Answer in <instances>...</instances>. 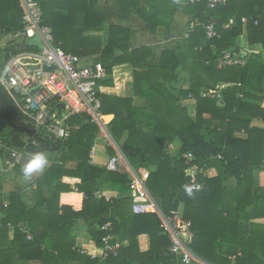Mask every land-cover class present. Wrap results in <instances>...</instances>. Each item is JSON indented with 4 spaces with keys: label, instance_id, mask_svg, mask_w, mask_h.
Returning <instances> with one entry per match:
<instances>
[{
    "label": "trees",
    "instance_id": "1",
    "mask_svg": "<svg viewBox=\"0 0 264 264\" xmlns=\"http://www.w3.org/2000/svg\"><path fill=\"white\" fill-rule=\"evenodd\" d=\"M36 1L42 24L57 45L103 64L106 76L97 81L102 123L129 164L149 170L146 185L161 210L168 214L181 207L191 221V248L203 261L196 264H264V222H253L264 219V196L254 195L256 175L264 171V127L251 126L254 119L264 122V0H226L212 9L203 0H157L147 6L119 0L112 7L119 21L135 15L153 35L170 33L179 9L189 15L190 34L162 47L156 57L147 45L132 47L133 30L107 19L98 0ZM22 15L20 0H0V31L10 37L0 50L2 68L11 55L33 49L27 37L17 35ZM229 19L234 23L224 27ZM210 22L217 35L207 38ZM242 34L249 47L259 45L261 50H245L244 66L217 68L224 50H243ZM127 81L131 94L125 96ZM103 86L114 92H103ZM209 91L219 96H202ZM189 99L194 100V114L185 103ZM90 119L87 112L73 114L67 118V138L47 144L37 133L31 139L39 146L27 143L22 148L29 156L45 145H58L60 156L34 180L33 204H25L18 191L4 202L0 188V264H178L168 251L159 214L132 212L130 173L88 162L101 130V124ZM10 123L32 127L0 86V133L13 144L22 133ZM170 148L178 150L172 161ZM106 151L117 152L112 146ZM187 152L201 169L200 188L191 196L184 191L190 184L183 157ZM210 167L216 176L204 175ZM97 191L110 199L97 197ZM106 222L111 223L109 231L102 229ZM81 232L83 240L77 244ZM107 234L113 236L111 243H120L116 255L91 258L77 251H102ZM141 235L147 238L146 249L139 243Z\"/></svg>",
    "mask_w": 264,
    "mask_h": 264
},
{
    "label": "built area",
    "instance_id": "2",
    "mask_svg": "<svg viewBox=\"0 0 264 264\" xmlns=\"http://www.w3.org/2000/svg\"><path fill=\"white\" fill-rule=\"evenodd\" d=\"M23 8V28L17 33L25 36L34 45L32 50L23 51L11 55L5 62L0 72V86L4 87L9 97L32 124L35 134L40 133L47 139L46 143H56L59 139L70 135V126L67 118L73 114L87 112L91 115L90 121L99 122L101 126V103L97 96L100 90L98 80L106 76V71L101 62H89L86 58L64 51L55 43L54 36L48 26L42 24V9L36 0H20ZM198 0H190L194 2ZM208 8H214L218 4H224L226 0H203ZM246 17L241 18L245 23ZM197 22V20H196ZM234 23L233 19L224 25L229 27ZM193 27H189V32ZM207 38L217 35L213 22L205 27ZM245 55L240 51L224 50L216 60V67L221 69L231 65L244 66ZM43 65L54 66L53 71L42 70ZM202 96H219V92H202ZM105 127V126H104ZM106 128V127H105ZM108 132V131H107ZM108 134V135H106ZM105 147H114L116 154L107 157L103 166L110 171L127 170L130 173L129 188L133 195L131 210L134 214L157 212L160 216V228L169 240L168 251L175 255L178 264H192L199 258L192 251L191 245L194 234L192 223L183 215L182 208L171 210L165 214L155 199L148 191L146 180L149 170L139 168L135 170L127 161L118 144L110 133H103ZM32 137L26 136L17 139L38 147L39 143ZM13 144L0 139V152L8 154L7 166L22 169L27 161L25 152L18 150ZM96 152L94 146L91 149L88 162L95 163ZM188 165L190 184L198 185V174L201 169L193 162V154H183ZM76 190V187H73ZM97 197L103 196L110 199L108 194L95 192ZM9 228L13 226L8 224ZM31 239V234L25 225L19 227ZM103 230H111V223L106 222ZM113 236L107 234L102 237L104 248L102 251H92L76 247L81 254H88L91 258H106L108 253L117 254L119 242L111 243Z\"/></svg>",
    "mask_w": 264,
    "mask_h": 264
},
{
    "label": "crops",
    "instance_id": "3",
    "mask_svg": "<svg viewBox=\"0 0 264 264\" xmlns=\"http://www.w3.org/2000/svg\"><path fill=\"white\" fill-rule=\"evenodd\" d=\"M141 6H147L148 3H157V0H137ZM178 4L181 2V0H175ZM159 3V2H158ZM119 4V0H98V5L100 11L103 10L105 13V17L109 19L112 22H119L120 24L129 27L131 30H133L131 42L130 45L132 47L135 46H141V45H147L151 47L153 54L155 57L158 55L159 51L162 47L168 45L173 46L175 43L181 41L183 38H186L189 33V15L184 13L181 9L176 11L173 15V22L171 25V31L168 34H163L158 32L159 34L153 35L149 29L146 28V24L139 20L137 16L135 15H129V18H131L130 21H119V13L117 9H113L112 7ZM10 40V37L6 36L0 31V50L3 48H6L8 46V42ZM240 46L243 48V50L246 51H252L254 53H257L261 50V47L259 45L255 46H248L246 37L244 34L241 35L240 39ZM247 53V52H246ZM2 68V62L0 60V72ZM129 83L125 82L124 84V95L128 96L129 92ZM103 89H112V92H114L112 87L103 86ZM103 92H105L103 90ZM110 93V92H108ZM187 104L191 105L189 110L191 113L194 114V100L189 99L186 101ZM251 126H258V127H264V122L260 120H252ZM7 131V130H6ZM5 131V132H6ZM169 154L172 156L169 152ZM3 153L0 152V156H2ZM99 156H96V159H99ZM106 161V160H105ZM104 162H96L94 164L103 166ZM42 174L37 173L34 174L32 181L30 183L25 182L23 179L22 174L16 170V169H5L4 165L3 168L0 169V188L2 190V194L4 197V202H7V196L11 194L13 191H18L20 194V197L23 202L27 205H31L34 203L35 196L32 194V189L35 187L34 180L40 177ZM204 175L208 177H214L217 175V170L213 167L208 168ZM233 182V181H232ZM105 190V189H104ZM106 191V190H105ZM254 195L258 196H264V171H259L256 175V183L254 186ZM2 218V215L0 214V219ZM253 222H264V219L259 220H253ZM13 233L10 231L9 236L12 238ZM83 232L79 234V237L77 238V244H80V242L83 240ZM139 243L141 245L142 249L147 248V238L144 235H141L139 237ZM199 262L203 261L199 258L197 260ZM30 264H41L39 261H31Z\"/></svg>",
    "mask_w": 264,
    "mask_h": 264
},
{
    "label": "rangeland",
    "instance_id": "4",
    "mask_svg": "<svg viewBox=\"0 0 264 264\" xmlns=\"http://www.w3.org/2000/svg\"><path fill=\"white\" fill-rule=\"evenodd\" d=\"M86 60H89V62H92L91 57L86 58ZM102 90H104L106 93H108V92L111 93L112 92V89L111 90L110 89L107 90V89H103L102 88ZM128 92H129V95H130L131 94V84L130 83H129ZM185 103H187V102H185ZM189 106H191V105H189ZM191 114H193V113H191ZM107 131L108 130L104 126H101V130L99 131V133L97 135V138L95 139V142H94L95 152H96V155L100 157L99 159H96L95 160V163L98 162V161L99 162H104L107 159V157L110 156L108 154V152L106 151V148L107 147L104 146V143H103V140H102L103 137H104L103 136V133H108ZM106 135H108V134H106ZM26 136H27L26 134H21L18 139H20L21 137H26ZM5 137H6L5 134H1L0 133V139H5ZM17 149L20 150V148H17ZM168 152H170L171 154H174L175 156L178 154V150L177 149L170 148L168 150ZM46 154L48 156V163H47V166H46V168H47L50 164H52L56 160H58V158L60 156V151L59 150H56V151H46ZM2 156L3 157L0 156V169L3 168V165H4L5 169H12L11 167L9 168L7 166L8 154L6 152H3V155ZM13 169H15V168H13ZM197 262L198 261L196 260L192 264H196Z\"/></svg>",
    "mask_w": 264,
    "mask_h": 264
},
{
    "label": "clouds",
    "instance_id": "5",
    "mask_svg": "<svg viewBox=\"0 0 264 264\" xmlns=\"http://www.w3.org/2000/svg\"><path fill=\"white\" fill-rule=\"evenodd\" d=\"M48 163V156L46 151L39 150L34 151L27 158L26 163L21 169V173L25 182L30 183L34 174L44 171ZM199 190V186L195 184H189L184 186V191L187 195L191 196L194 191Z\"/></svg>",
    "mask_w": 264,
    "mask_h": 264
},
{
    "label": "water",
    "instance_id": "6",
    "mask_svg": "<svg viewBox=\"0 0 264 264\" xmlns=\"http://www.w3.org/2000/svg\"><path fill=\"white\" fill-rule=\"evenodd\" d=\"M243 55H246V52L245 50H242L241 51ZM42 70L44 71H53L54 70V66H48V65H43L42 66ZM11 127L22 133V134H26L27 136L29 137H32L35 135V129L32 128V127H29V126H26V125H16V124H13V123H10ZM13 145L15 147H19V148H24L25 147V142L23 141H19V140H14L13 141ZM59 149V146H49V145H45L44 147H41V148H38L36 149L35 151H39V150H44V151H56ZM170 160L172 161L173 160V157L170 156Z\"/></svg>",
    "mask_w": 264,
    "mask_h": 264
}]
</instances>
